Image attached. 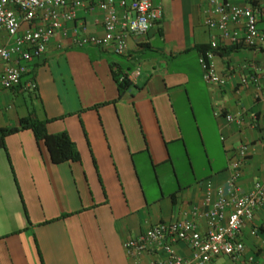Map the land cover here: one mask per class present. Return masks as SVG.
<instances>
[{"label":"crops","instance_id":"obj_1","mask_svg":"<svg viewBox=\"0 0 264 264\" xmlns=\"http://www.w3.org/2000/svg\"><path fill=\"white\" fill-rule=\"evenodd\" d=\"M231 1L264 14V0ZM98 2L87 1L66 24V35L59 34L28 65L20 88H0V128L15 127L34 112L50 121L49 134L68 133L81 157L56 165L31 130L7 137L0 149V264H130L123 243L154 225L191 219L208 184L227 185L242 146L251 149L241 167L242 192L264 179V129L260 122L252 125L254 116L264 114V50L232 45L208 29L207 0H152L162 7V20L147 35L130 36L124 56L95 46L78 48L76 27L103 35ZM259 26L264 30L262 16ZM213 40L218 73L227 78L224 87L203 79L200 58ZM6 43L2 35L0 45ZM136 70L139 77L120 96L115 75ZM254 76L261 88L258 99L257 87L242 83ZM30 82L35 91L28 89ZM14 99L23 101L18 105ZM201 109L212 112L226 166L185 184L174 159L186 152L183 126L196 123ZM227 115L241 124L228 123ZM197 223L207 230L205 219ZM239 240L245 246L239 261L220 257L210 264H264V207ZM175 250L184 258L191 254L184 243ZM154 258L145 255L142 262Z\"/></svg>","mask_w":264,"mask_h":264},{"label":"built area","instance_id":"obj_2","mask_svg":"<svg viewBox=\"0 0 264 264\" xmlns=\"http://www.w3.org/2000/svg\"><path fill=\"white\" fill-rule=\"evenodd\" d=\"M89 0H0V37L7 43L0 45V88L11 91L20 86L28 72V65L42 57L49 43L65 32V26L76 20L78 11ZM209 11L205 26L218 31L220 37L232 45H243L249 49L264 50V30L259 26V18L264 14L252 6H239L231 0H207ZM103 12V35L87 33L84 25L74 29L73 43L78 48L95 46L117 56L128 51L130 36L143 37L157 25L163 17V10L152 0H99ZM218 44L211 41L200 58L203 79L208 85L224 87L227 78L219 75L215 63ZM140 75L136 70L120 77L133 83ZM244 85L257 87L256 98H260L261 88L258 77L244 79ZM28 89L36 90L30 82ZM218 115V114H216ZM230 124L240 125L239 117L227 115ZM258 122L264 129V114L253 117L252 125ZM251 155L249 146H242L237 159L232 161L231 177L226 186L206 187L204 202L191 209V219L160 223L147 231L126 240L123 249L130 264H143L145 255L154 256L148 264H210L214 259L227 257L239 261L245 251L239 240L246 223L254 219L255 213L264 207V179L253 183L243 193L239 186L241 167ZM264 173V166H263ZM214 197V199H213ZM205 219L207 230L202 232L197 220ZM257 230L252 231L256 235ZM186 244L191 254L189 258L179 255L175 246ZM253 262V258H249Z\"/></svg>","mask_w":264,"mask_h":264},{"label":"rangeland","instance_id":"obj_3","mask_svg":"<svg viewBox=\"0 0 264 264\" xmlns=\"http://www.w3.org/2000/svg\"><path fill=\"white\" fill-rule=\"evenodd\" d=\"M25 101L31 106L30 94L24 93ZM16 102V99H14ZM23 101L19 99L18 105ZM185 138L183 149L185 154L175 156V165L179 178L183 183H193L226 166L223 159L222 142L217 134L212 112L197 111V122L183 126ZM178 147V146H177ZM182 149L181 146H179Z\"/></svg>","mask_w":264,"mask_h":264},{"label":"trees","instance_id":"obj_4","mask_svg":"<svg viewBox=\"0 0 264 264\" xmlns=\"http://www.w3.org/2000/svg\"><path fill=\"white\" fill-rule=\"evenodd\" d=\"M28 76L29 74L27 73L23 76V78ZM23 78L20 86L17 88L22 86ZM115 80L118 84L120 96L130 89L131 82H129L127 79L120 82V77L118 74H116ZM49 122V120H40L36 114L32 112L29 116L21 118L17 126L0 128V149L6 148L7 137L26 129L33 132L38 143H44L54 164L59 165L66 162H79L81 160L80 153L77 150L76 145L70 139L68 133L62 132L54 135L49 134L47 131V124Z\"/></svg>","mask_w":264,"mask_h":264}]
</instances>
